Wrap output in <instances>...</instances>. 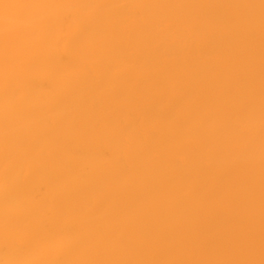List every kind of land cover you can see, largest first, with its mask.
<instances>
[{"label":"bare ground","instance_id":"6f19581e","mask_svg":"<svg viewBox=\"0 0 264 264\" xmlns=\"http://www.w3.org/2000/svg\"><path fill=\"white\" fill-rule=\"evenodd\" d=\"M0 264H264V0H0Z\"/></svg>","mask_w":264,"mask_h":264}]
</instances>
